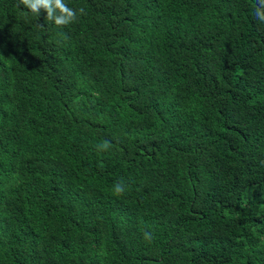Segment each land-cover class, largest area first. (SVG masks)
<instances>
[{"label": "trees", "instance_id": "obj_1", "mask_svg": "<svg viewBox=\"0 0 264 264\" xmlns=\"http://www.w3.org/2000/svg\"><path fill=\"white\" fill-rule=\"evenodd\" d=\"M64 2L0 0V264H264L256 0Z\"/></svg>", "mask_w": 264, "mask_h": 264}, {"label": "clouds", "instance_id": "obj_2", "mask_svg": "<svg viewBox=\"0 0 264 264\" xmlns=\"http://www.w3.org/2000/svg\"><path fill=\"white\" fill-rule=\"evenodd\" d=\"M256 4L253 15L256 19L264 21V0H256ZM19 5H23L24 8L34 15H40L41 10H43L47 13L45 19L54 22L56 26H66L76 22L78 19L77 11L69 7L64 0H19ZM79 11L81 14L84 13L83 8ZM25 15L27 16V12ZM100 147L106 150L110 147V144L105 141ZM125 190L126 186L122 181L114 185L113 191L117 196L123 195ZM143 235L146 241L151 242V233L145 231Z\"/></svg>", "mask_w": 264, "mask_h": 264}]
</instances>
